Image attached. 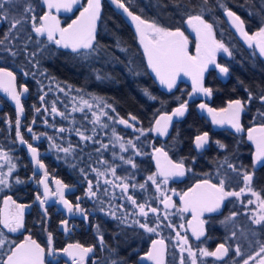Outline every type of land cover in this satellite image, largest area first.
Returning <instances> with one entry per match:
<instances>
[{"label":"flooded vegetation","instance_id":"af4514ba","mask_svg":"<svg viewBox=\"0 0 264 264\" xmlns=\"http://www.w3.org/2000/svg\"><path fill=\"white\" fill-rule=\"evenodd\" d=\"M21 2L24 3L25 0H21ZM104 2H108V0H102V8ZM26 3L30 4L34 11L28 14L29 19L25 23L26 27L24 29L33 32L30 17L35 15L36 22L39 23V18L47 10L42 0H26ZM78 4L79 9L77 12L87 6V0H79ZM22 10L21 8L20 11ZM77 12L73 15L61 16L62 26L66 27L70 24L77 16ZM133 13L141 16L137 12L133 11ZM11 14L16 15V10L14 9ZM141 18L143 17L141 16ZM223 18L226 26L216 27L212 24L213 33L216 40L222 41L229 48L231 56L221 50L217 53L216 62L227 67L229 72L221 74L215 65H209L204 74L203 87L212 90L210 96L202 92H193V86L185 83H180L176 88L169 91L151 74L157 85V90L148 92L155 99H151L143 91V94L139 95L142 98L141 101H143V109L134 111L132 109L124 110L118 104L116 90L106 91L110 95L105 96V92L99 86L100 89L95 91L96 96L94 97L100 98V107L107 110L108 117H111V119L107 122L108 117L106 119L101 118V123L106 125V128H103L99 124L88 121V119H91L90 114L83 113L74 117V115H71V109H69L71 106H66L67 119L65 126L70 127L71 131L65 132V136L69 137V141L63 145V148L71 146L74 151L71 154L63 152L61 158H54L56 156H52L48 148L44 146V140L39 142L38 139L32 136L33 132L38 133L40 124L39 112H37V109H39L37 93L30 88L32 80L37 83V67L32 66V73L25 75L27 70L17 68L15 65L20 62H28V60L13 57L3 50V45H0V68L13 72L16 77L15 87L17 92L22 93L20 102L23 108V112L18 114L14 101L8 93L0 89V150L7 152L12 163L16 165L11 177L8 179V183L0 186V206L9 196L17 204L25 206L24 227L18 232L9 233L7 229L0 225V231L15 243H21L25 237L31 236L41 247L45 248V264H73L72 256L67 255L62 250L67 248L68 245L76 244L93 248V251L85 256L83 264H113V262H116V264H153V261L141 258L152 250V241L160 239L164 241L165 245L163 264H181L178 248L177 246L176 248L173 247L171 241L174 234L167 233V230L164 229L163 237H159L154 233L145 232L138 224L133 223L136 220L144 222L146 219L150 226L155 227L157 215L159 216V224L166 221L165 216L174 215L171 219L178 229H182L183 235L187 237L190 246L194 250L200 252L201 249H204L208 252H214L223 243L229 247L227 256L221 260H217L213 256L206 257H209L208 261H211L212 264H232L230 262L234 256V251L231 250L232 240H230L232 227L238 225L243 227L246 222L255 225L251 217H247L242 212L245 203H247L246 199L241 205L237 203L234 196L225 197L217 211L204 212L199 218L205 221L203 225L204 234L199 239L193 235V228L198 230L199 224L192 219V213L179 210L183 207L180 199L181 195L205 180L218 185L223 179L225 191L241 192V189L250 188L258 193L261 199H264V163L253 164L256 146L248 139L250 128L264 124V115L259 114L264 113V105H261L258 99L260 95L264 94V57L259 55L255 44L250 48L248 43L242 41L230 28L224 12ZM241 19L244 21L245 29L249 34H254L259 28L264 27V24L249 27L242 17ZM129 29L135 39V46L141 51L147 65V60L143 55V47L139 44L135 31L131 27ZM175 29L177 28L170 30ZM179 29L188 38L189 54L195 55V32L186 25V21L184 26ZM8 31L7 21H0V39H3ZM98 31L99 25L96 39ZM33 35L36 36L35 33ZM44 39L46 40V38ZM9 42L8 39L4 43L8 46ZM8 47L12 48L13 46L9 45ZM236 60H240L243 65L238 66ZM243 60L247 61L248 64ZM33 73L36 75L34 76ZM249 75L260 78L253 87L245 82ZM24 87L28 88L27 92H23ZM222 88L225 90L223 93ZM249 93L253 96L251 102L248 101ZM235 100H241L244 105V111L241 113L240 118L242 132H236L228 124H214L207 111V108H212L219 112L221 109H226L229 103ZM202 103L207 108L201 109L199 105ZM181 104L187 105L185 114L182 117L173 116L166 135L161 136L154 130L150 131V129L156 127L155 121L160 116L172 115L173 111ZM104 105H107V107ZM113 109L115 110L113 111ZM130 116L136 117V120H130ZM17 118L21 122L19 130L23 139L37 148L38 159L45 165L43 169H40L32 160L27 143L22 145L17 139L15 123ZM72 118L74 119L73 123H71ZM120 118L129 120V123L133 124L137 130L119 124L117 121ZM137 121L139 122L137 123ZM164 123L165 121H161V126ZM29 127L32 128L31 135L28 131ZM139 129H143L146 134L141 135ZM113 130H115L116 135L122 137L121 141L124 143L127 144L131 140L140 155H137L131 147L122 152L118 146V141L113 136ZM78 132H82L86 136L92 137V139L81 140ZM93 133L95 135L91 136ZM204 133H208L209 142L203 149L197 150L195 148V137ZM254 135H258V133H254ZM114 144L115 147H113ZM220 144L224 145V148L219 147ZM102 145H107V148H103ZM155 148H161L167 152L173 163L182 161L185 166V175L182 177L169 176L168 182L164 183L165 178L158 174L156 159H160L162 167L166 166V162L162 156L154 153ZM129 158L135 163V168L131 164L125 163ZM101 160L105 163H101ZM73 164L75 167H72ZM228 164L234 165L237 170L233 171L232 168L228 167ZM0 165L4 166L3 171L7 173L6 160L0 159ZM60 165H62L63 170L58 169ZM111 167H115L116 176L127 178L126 182L130 185L128 194L133 196L137 204L146 205L147 218L142 217L139 214L138 207L133 206L126 197H123L120 187H112L103 183V180L107 178L114 180L116 184H120V181L115 180L111 175ZM93 168L100 171L108 170L109 173L107 177L100 178L98 189L96 187L97 176L92 171ZM81 170H83V174ZM45 172L47 173L46 178ZM244 173L252 175L251 182L246 183L244 181ZM85 175L87 180H91L94 185L93 191L96 192V196L92 198L87 195L88 185ZM150 175H155L160 191H157V184H153L151 180H148ZM17 179L21 183H17ZM41 179H45V182L49 185V195L46 199L44 197V185L39 183ZM56 180L68 186L64 189L65 199L73 205L79 203L81 209L88 214L87 220L83 219L81 214L75 211V208L73 213L70 214L64 205L59 202L56 193L60 186L55 183ZM141 184L145 185L144 189L139 187ZM132 185H135V187H132ZM105 188H108L107 193L104 192ZM38 195L41 199H45L43 208L36 199ZM166 198L170 199L175 207L165 209L162 201ZM120 205H123V208ZM149 206L157 208L159 210L158 214L152 213ZM3 207H5L4 203ZM44 208L47 209L46 215ZM9 210L16 211L14 205L11 204ZM3 211L4 208L2 211L0 209V215L3 214ZM111 211H115V218L108 214ZM233 214L238 216L237 220L232 219L235 216ZM38 215L44 216L45 226L39 224L40 218ZM65 220L68 221L67 230L62 224V221ZM189 222H193L191 231ZM259 226L261 225H255L254 232L256 235L254 238L259 242L258 244L262 245L264 242V229ZM257 229H260L259 233H256ZM40 233H44V237ZM49 235L52 238L51 246L48 243ZM100 235L104 239L103 246L99 240ZM245 245L242 246L246 251L247 247ZM49 247L52 248L55 255H48ZM257 247L258 245L252 246L253 249H257ZM69 252L73 253L76 259L79 260V249L72 248L69 249ZM249 254L245 253L243 258H247Z\"/></svg>","mask_w":264,"mask_h":264},{"label":"snow or ice","instance_id":"6c2138e0","mask_svg":"<svg viewBox=\"0 0 264 264\" xmlns=\"http://www.w3.org/2000/svg\"><path fill=\"white\" fill-rule=\"evenodd\" d=\"M43 3L47 6L48 12H46L43 16L39 18V23H37V18L35 15L30 17L32 21V31L35 33L36 37H43L49 43L54 44L57 48H63L66 50H70L71 53L77 54L82 58L85 54H90L96 51V31H97V21L100 19L101 13V0H87V6L83 8L80 12L79 16L72 21L67 27H60V22L56 18V16L51 14L52 9H56L60 11L64 9L65 11H72L74 5L79 3V0H43ZM111 3L114 4L118 9H122L125 14L130 18V20L135 25V33L138 37L139 44L143 47V55L147 60V67L151 70L152 73L155 74L156 79H158L159 83L163 86H166L169 91L176 85L178 77L183 74L184 76H188L192 79L193 84V92H202L205 95H211L210 88L203 87V78L204 73L208 70L209 65H215L216 68L219 69L221 74H227L229 69L225 66H221L216 62V56L219 51H223L231 56V52L229 48L225 46L222 41H218L214 37L213 33V25L203 18L201 14L189 15L186 23L196 34V51L195 55H190L188 51V38L185 36V33L181 31L179 28L175 30H170L165 27L158 25L155 21H146L141 18V16L134 14L130 11L129 7L123 2V0H111ZM203 4L207 5L208 0H203ZM220 7L223 8L224 15H226L236 31L241 34V36L246 40L248 46L251 48L253 44L259 51V55L264 57V27L259 28L254 34H249L245 31L244 21L241 19L239 15L234 13L232 10L228 9L223 4H220ZM23 9L20 11V9ZM16 10V15H12L13 10ZM206 9H202L204 11ZM34 9L30 4L21 2V0H0V21H8L9 22V31L4 35L3 39H0V45H3V50L7 51L13 57L17 56L19 53L13 51L11 47L5 45V40H8L10 36H12L13 30H16L19 25L28 22L29 16L28 14L33 12ZM264 16V9L261 10L260 13ZM31 38V37H30ZM40 43V41H37ZM122 51H126V49H121ZM25 51L28 57H34L35 53H27L26 45L22 50ZM29 63H33L32 59H29ZM33 66L37 65L33 63ZM93 74L95 75V79L98 81H103L105 79H109L110 77L107 73H101L99 70L93 69ZM28 73H25L27 75ZM44 75V73H40ZM35 76L36 74L33 73ZM15 79L13 72L8 71L4 68H0V89H2L5 93H8L10 98L15 101L17 112L22 113L23 108L21 106L20 97L22 93L17 92L15 87ZM71 90V86H69V91ZM28 88L24 87L23 92H27ZM60 91H64L63 88ZM79 91V90H77ZM68 94L67 92L65 93ZM145 95H148L151 99H155L152 97L150 93L145 89ZM45 95L40 96L41 102L44 101ZM75 99V97H73ZM98 97H93V100H99ZM253 96L249 93L248 101L251 102ZM261 105H264V94L258 97ZM81 101L85 107H87L90 111L94 107L93 104L89 103L88 100H84L81 97ZM97 108L100 107L99 104L95 105ZM107 107V105H104ZM199 107L201 109L207 108L205 104H200ZM187 109L186 104H181L180 107L176 108L172 115H162L158 120L155 121L156 127L154 129H150V131L154 130L159 135L163 136L167 134L168 125L171 123L173 116H184L185 111ZM115 109H113L114 111ZM40 109H37L39 112ZM47 112V109H44ZM73 111H84V107L75 106L73 107ZM209 114L213 116L214 124H228L232 128L236 130V132H242L243 128L240 123L241 113L244 111V105L241 100H235L230 102L226 109H221L219 112H216L212 108H207ZM51 113H55L57 115L64 116V113L58 111L55 102H53L51 107ZM260 115H264V113H259ZM92 116L94 120L92 121L94 124H99L100 127H106L105 124L101 123V116H107V113L100 111L99 113L96 111L92 112ZM217 116H220V119H217ZM67 119V117H64ZM111 119V117H108ZM130 120H136V117L130 116ZM161 121H165L163 126H161ZM34 122V121H33ZM119 124L124 125L125 127L135 129L134 125L129 123V120H125L120 118L117 121ZM139 121H137L138 123ZM16 137L19 140L20 144H26L27 142L23 139L19 126L20 119L16 120ZM47 123V121H45ZM28 131L31 133L32 128L29 127ZM58 131L64 132V128H59ZM141 135H145V131L143 129H139ZM254 133H258V135H254ZM81 140H91L92 137L86 136L82 132H78ZM113 136L116 141H121L122 137L116 135L115 130H113ZM38 139V137H34ZM51 139V138H49ZM248 139L252 141L256 146V152L253 158V164H261L264 163V124L259 127H253L248 130ZM95 142V141H94ZM209 142L208 133H204L202 135H198L195 137V148L197 150L203 149L205 145ZM218 143V142H217ZM57 147L60 151H63L65 154H71L74 149L69 146L67 148H61L59 145H53ZM103 148H107V145H102ZM115 147V144L113 145ZM120 150L127 151L128 147H131L134 151H136V147L131 140L125 143L121 142L119 144ZM219 147L224 148V145L220 144ZM28 151L31 153L32 160L39 166L40 169H43L45 165L38 159V150L32 144L27 143ZM99 151V149H97ZM154 153L162 156L164 161L166 162V166H161L160 159H156V165L158 169V174L163 176L164 183L168 182L169 176L174 177H182L185 175V166L183 162L173 163L171 159L168 157V153L163 151L161 148H155ZM137 155H140L139 151H136ZM0 159H4L7 161L8 171L5 173L3 171V165H0V186L6 185L8 183V179L11 177V173L15 169L16 165L12 163L11 157L7 152L0 150ZM123 159V157H121ZM101 163H105V161L101 160ZM125 163H129L133 168L136 167L135 163L131 160V158L127 159ZM72 167H75L73 164ZM229 168H232L233 171H236L234 165L228 164ZM93 172L96 173L97 182L96 187L99 188L100 178L107 177L108 170L100 171L98 169L93 168ZM83 174V170H81ZM111 175L115 178V180H119L120 184L114 183V180H110L105 178L103 183L105 185H109L112 187H120L123 197H126L128 201L132 203L133 206L138 207L139 214L142 217L147 218L148 211L145 210V204H137V201L133 198L132 195L128 194V189L130 187L129 183L126 182V177H118L116 176L115 167L110 168ZM47 177V173L45 172V178ZM85 179L87 180V176L85 175ZM244 181L251 182L252 175L248 173L243 174ZM148 180H151L153 184H157L155 175H150ZM17 183H21L19 179L16 180ZM40 184L44 185V197L45 199L49 195V185L45 182V179H41L39 181ZM55 183L60 187L57 189V195L59 197V202L64 205L67 211L71 214L73 213V209L75 208L76 212H79L83 219H88V214L86 211L82 210L80 204L77 203L73 205L69 202V200L65 199L64 189L68 186L62 184L61 181L56 180ZM224 180L222 179L220 183L213 184L208 180L203 181L202 183H198L195 187L189 189L188 192H185L181 195L180 199L183 204V207L179 210L181 212H191L192 219L197 221L199 224V229L193 228V235L196 236L197 239L200 238L204 234L203 225L205 221L200 220V216L204 212H215L221 207L222 201L225 197L235 196L239 197L240 192H229L224 190ZM87 195L89 198L96 196V192L93 191V182L91 180H87ZM135 187V185H132ZM141 189H144L145 185H139ZM157 191H160L159 185L157 184ZM243 191V189H241ZM104 192H108V188L104 189ZM252 195L256 196L257 200L260 201V207L264 209V199H261L260 195L255 191H252ZM41 207H44L45 199H41L38 195L36 198ZM79 199V198H78ZM252 201H248L251 203ZM165 209L170 207H175L172 201L168 198L162 201ZM14 205L16 211H10L9 205ZM4 211L3 214L0 215V225L3 226L4 229H7L9 233L18 232L20 229L24 227V205L17 204L12 198L9 196L4 200ZM123 208V205H120ZM150 207V206H149ZM150 211L152 213L158 214L159 210L155 207H150ZM45 215L47 214V209L44 208ZM113 218H115V211H111L108 213ZM235 215V214H233ZM167 219V216H165ZM264 222V215H260L258 218H253V223L255 225H261ZM133 223L138 224L140 228H142L145 232L155 233L159 235L157 232V228L160 227L159 224V216L157 215L156 227H152L149 225L147 220L144 222L140 220L133 221ZM62 224L65 226V230H67L68 221H62ZM191 225V222H189ZM169 227L172 225L169 224ZM235 235V233H233ZM177 237H180V233L177 232ZM185 245L188 244L187 237L181 238ZM99 240L101 245L104 244L103 236H99ZM49 245L52 244L51 235H49L48 240ZM159 246V248H157ZM164 241L153 240L152 241V250H150L144 257L141 259L151 260L153 264H163V250H164ZM79 249V260L76 259V256L73 253L69 252V249ZM69 256L73 258V264H83L84 258L88 253L93 251L92 247H82L79 244L76 245H68L67 248L62 250ZM183 252V249H181ZM188 256L191 258V264H197L196 253L192 251L191 247L187 248ZM229 252V247L225 244L221 243L214 252H208L207 250L201 249L200 253L203 256H213L217 260L223 259L227 256ZM235 253L237 256H241L242 252L239 246L235 249ZM48 255L53 256L55 253L52 248L49 247ZM6 257V258H5ZM257 257L259 259L257 260ZM250 261H256V264H264V245H261L259 250L255 253V255L248 256L243 259L242 264H250ZM0 264H45V248L41 247L35 240L31 238V236L25 237L24 241L21 243H15L14 241L9 240L5 234L0 231ZM116 264V262H113ZM181 264H185L183 256L181 257Z\"/></svg>","mask_w":264,"mask_h":264},{"label":"trees","instance_id":"16d2710c","mask_svg":"<svg viewBox=\"0 0 264 264\" xmlns=\"http://www.w3.org/2000/svg\"><path fill=\"white\" fill-rule=\"evenodd\" d=\"M123 2L143 18L155 21L167 29L184 26L188 16L196 14H201L206 21L216 27H225L224 11L220 4L240 15L249 27L264 24V16L260 14L264 9V0H208L207 5L203 4V0H123ZM202 9L206 10L202 11ZM102 10L98 36L95 40L96 51L85 54L84 57H89L88 60L71 53V51L57 48L42 37L34 36L33 32L24 29L25 23L13 30L12 36L9 37L8 46L12 45V49H16L15 51L19 53L15 57L28 60V62L18 63L15 67L26 69L27 73L31 74L33 63L37 65V83L32 80L30 88L37 93L40 109L39 122L44 120L45 111H41L42 106L51 105L53 102L59 108L64 109L67 106V99L63 93L58 94L54 99L52 90L55 89L63 88L64 91H69V86H71L69 91L71 95H76L80 99L81 97L85 99L96 96L95 91L100 89L99 86L105 92V96L110 95L106 91L114 89L118 104L124 110L132 109L134 111L143 109V101L139 95H142L145 89L149 92L157 90V85L151 77L141 51L135 46V39L125 20L115 12L108 2L103 3ZM7 24L9 26L8 21ZM25 45L26 52L35 53L34 57H28L25 51H22ZM121 49H126V51ZM29 59H32L33 63H29ZM244 62L248 64L247 61ZM236 64L243 65L240 60H236ZM93 69L107 73L110 78L103 81L96 80ZM40 73H44V75ZM249 73L251 74V72ZM259 79V77L249 75L245 82L253 87ZM33 83H35L34 86ZM223 92H225L224 88H222ZM45 93V99L41 102L40 96ZM59 125L56 124V127ZM38 129L43 133L47 131V127L41 123ZM52 133L54 134V131L51 132L50 129L47 131V139L43 141L46 148H49L47 143L49 137H52ZM51 154L56 156L54 158H61L62 151L52 150ZM58 169L63 170L62 165L58 166ZM38 216L39 224L45 226L44 216ZM40 235L44 237V233H40Z\"/></svg>","mask_w":264,"mask_h":264},{"label":"rangeland","instance_id":"374dc122","mask_svg":"<svg viewBox=\"0 0 264 264\" xmlns=\"http://www.w3.org/2000/svg\"><path fill=\"white\" fill-rule=\"evenodd\" d=\"M88 58L89 57H84V59H87V60H88ZM52 91H53L54 99L57 98L58 94L63 93V95L67 99L66 100L67 107L71 106V108L69 107V109H71V115H74V117H76L77 115H81L83 113L90 114L91 119H89V120L93 121L94 120V117L92 116V112L93 111H96L98 113L100 111L107 113V110L105 108H102V107L97 108L95 106L97 104L100 105V101L99 100H93V96L85 98V99L83 97L84 100H88L89 103L94 105V107L90 111L87 107H85L83 105L80 97H78V96L76 97V95H71V93L69 91H60V89H55V90H52ZM66 92L68 93L67 95L65 94ZM73 97H75V99H73ZM52 104L48 105V106H46V105L42 106L43 109L45 108L48 111L45 112V114L43 115V117H44L43 119L44 120L39 122V123H43V125L45 127H47V131L49 129L51 130V132L54 131V134L52 133L53 134L52 137H49L51 139H49V141L47 140L48 141L47 146L49 145L48 151L50 153H51L52 150L53 151L56 150V149L59 150L57 147H54L53 145H59L61 148H63V145H65V143H67V141H69V137L65 136V132L70 130V127L65 126L66 119L64 117H66L67 110H65V108L64 109L63 108H59V106L55 103L58 111L61 112V113H64V116L57 115L55 113H51ZM75 106L84 107V111L83 112H81V111H73V107H75ZM43 109H41L42 112H44ZM108 116L109 115L107 113V116H101V118L103 117V118L106 119V117H108ZM106 120H107V122H109L110 119L108 118ZM45 121H47V123H45ZM73 121H74V119L72 118L71 123H73ZM56 124H60V125L58 127H56ZM61 127L65 129L64 132L58 131V129L61 128ZM72 127H73V125H72ZM103 128H106V127H103ZM95 129H96V127H95ZM47 131H46V133H43L39 129L38 133L33 132L32 136L33 137H38L37 141L40 142L41 140H44V139L46 140L47 139L46 138ZM30 135H31V133H30ZM94 135H95V133L91 134V136H94ZM121 142H123V141H118L117 142L118 146H119V144ZM125 145H127V144L125 143ZM127 149H129V147ZM62 153H63V151H62ZM6 163H7V161H6ZM252 191H253L252 189L246 188V189H244L243 191L240 192L241 194H240L239 197H235V196L234 197H235L237 203L241 204V205L243 204L244 199H246L247 203H245V208L243 209L242 212L244 213V215H247V217L250 216L251 219L253 220V218H258L260 215H264V210L260 207V201L257 200L256 196L252 195ZM248 201H252V202L248 203ZM3 203H4V201L2 202V204L0 206L1 211L4 208L3 207ZM172 217H174V215L167 216V219H165L166 221H163L162 224H160V227L157 228V232L159 233V235H157V236L163 237L162 235H163V232L165 231L164 229L167 230V233L171 232L172 234H174V236L171 237V241L173 243V247L176 248V246H177L178 251L180 253V258L183 256L185 264H191V258L188 256V252H187V248L191 247L190 244H189V241H188L187 245H185L183 243V241L181 239L182 237H185L183 235V233H182L183 231H182L181 228L178 229L177 226H175L173 220L171 219ZM237 217L238 216L235 215V216L232 217V219L233 220H237ZM169 224H171L172 226L169 227L168 226ZM263 225H264V222H262L261 226H259V227H261V229H264ZM255 229H256L255 225H250V224H248V222H246V224H244L243 227L240 226V225L232 227V231L230 232L231 233L230 234V240H232L231 241V244H232L231 250L234 251V256L231 258V261H230L232 264H242L243 259H244L243 257L245 255V253H250L249 256L255 255V253L261 247V245L258 244L259 242L257 241V239L254 238V236L256 235L255 232H254ZM177 232L180 233V237H177ZM259 232H260V229H257L256 233H259ZM233 233H235V235H233ZM245 243H246V245H245ZM242 245H245L247 247L246 251L244 250V246H242ZM254 245H258L257 249H253L252 248V246H254ZM262 245H264V244H262ZM237 246H239L240 249H241V252H242L241 256H237L236 253H235V249L237 248ZM181 249H183V252L181 251ZM191 249H192L193 252L196 253L197 264H212L211 261H208L209 257L207 258L206 256L201 255L200 252H197L192 247H191ZM251 249H253V250H251ZM258 259H259V257H257V260ZM250 264H256V261H250Z\"/></svg>","mask_w":264,"mask_h":264},{"label":"water","instance_id":"95a60500","mask_svg":"<svg viewBox=\"0 0 264 264\" xmlns=\"http://www.w3.org/2000/svg\"><path fill=\"white\" fill-rule=\"evenodd\" d=\"M43 1V0H42ZM108 2L111 4V6L113 7V9L125 20V22L127 23V25H129V27H131L134 31H135V25L133 24V22L130 20V18L127 16V14H125L124 12H123V10L122 9H118L114 4H112L111 3V0H108ZM45 5V4H44ZM46 6V5H45ZM127 6V5H126ZM128 7V6H127ZM78 9H79V4L77 3L76 5H74V7H73V9H72V11H65L64 9H61L60 11H57L56 9H52L51 10V14L52 15H54V16H56V18L59 20V22H60V27H62V28H64L63 26H62V24H61V20H60V17L61 16H65V15H73V14H75L77 11H78ZM130 9V8H129ZM46 10H47V12H48V8H47V6H46ZM83 10V9H82ZM82 10H80L79 12H77V16L73 19V20H75L78 16H79V14H80V12L82 11ZM130 11H132L131 9H130ZM101 12H102V0H101ZM133 12V11H132ZM100 15H101V13H100ZM225 17H226V19H227V22H228V25L230 26V28L242 39V41H244V42H246V40L241 36V34L239 33V32H237L236 31V29H235V27L233 26V24H232V22L230 21V19L225 15ZM72 20V21H73ZM100 20V19H99ZM99 20L97 21V30H98V25H99ZM72 21H71V23H72ZM70 23V24H71ZM69 25V24H68ZM67 25V26H68ZM186 25H188L187 23H186ZM66 26V27H67ZM244 28H245V26H244ZM245 31H246V29H245ZM96 34H97V31H96ZM150 72H151V70H150ZM151 74L153 75V77L156 79V77H155V74L154 73H152L151 72ZM205 74V73H204ZM157 81H158V79H156ZM203 80H204V78H203ZM159 82V81H158ZM180 83H185V84H188V85H191V86H193V84H192V79L190 78V77H188V76H184L183 74H181L179 77H178V79H177V82H176V85L173 87V88H176ZM163 86V85H162ZM164 88H166L167 89V87L166 86H163ZM14 101V100H13ZM14 103H15V101H14ZM209 118L210 119H212L213 120V116L210 114L209 115ZM221 117L220 116H217V119H220ZM193 224V222H191V225ZM191 225L189 224V229H190V231H191V229H192V227H191Z\"/></svg>","mask_w":264,"mask_h":264}]
</instances>
